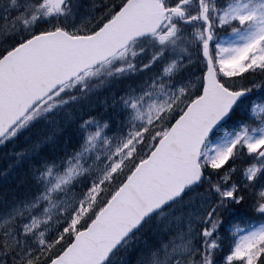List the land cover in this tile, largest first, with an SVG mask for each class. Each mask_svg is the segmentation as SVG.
I'll return each mask as SVG.
<instances>
[{
	"label": "snow or ice",
	"instance_id": "1",
	"mask_svg": "<svg viewBox=\"0 0 264 264\" xmlns=\"http://www.w3.org/2000/svg\"><path fill=\"white\" fill-rule=\"evenodd\" d=\"M0 264H264V0H0Z\"/></svg>",
	"mask_w": 264,
	"mask_h": 264
}]
</instances>
